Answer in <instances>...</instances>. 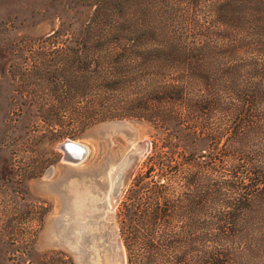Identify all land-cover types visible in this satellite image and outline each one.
<instances>
[{
    "label": "trees",
    "instance_id": "obj_1",
    "mask_svg": "<svg viewBox=\"0 0 264 264\" xmlns=\"http://www.w3.org/2000/svg\"><path fill=\"white\" fill-rule=\"evenodd\" d=\"M58 18L27 49L43 119H144L174 148L124 200L128 264H264V0H70Z\"/></svg>",
    "mask_w": 264,
    "mask_h": 264
},
{
    "label": "rangeland",
    "instance_id": "obj_2",
    "mask_svg": "<svg viewBox=\"0 0 264 264\" xmlns=\"http://www.w3.org/2000/svg\"><path fill=\"white\" fill-rule=\"evenodd\" d=\"M68 1L0 0V264H38L53 250L76 264H128L124 200L156 150L174 149L144 119H106L68 134L43 119L37 105L54 95L31 75L38 56L27 49L58 26ZM67 138L87 147L82 161L63 158Z\"/></svg>",
    "mask_w": 264,
    "mask_h": 264
},
{
    "label": "bare ground",
    "instance_id": "obj_3",
    "mask_svg": "<svg viewBox=\"0 0 264 264\" xmlns=\"http://www.w3.org/2000/svg\"><path fill=\"white\" fill-rule=\"evenodd\" d=\"M72 141L76 143V144H74L75 147L70 148V146H69L70 150H66V149L61 147V150H63V152L67 155L66 160L77 163V162L82 161L84 159V157L86 156L87 147L84 144L79 143L75 140H72ZM81 151H83V153ZM79 156H81V157L78 158Z\"/></svg>",
    "mask_w": 264,
    "mask_h": 264
},
{
    "label": "water",
    "instance_id": "obj_4",
    "mask_svg": "<svg viewBox=\"0 0 264 264\" xmlns=\"http://www.w3.org/2000/svg\"><path fill=\"white\" fill-rule=\"evenodd\" d=\"M74 144H76L75 142H73L72 140H71V138H67V139H64L63 141H61L60 143H59V148H64V149H66V150H70L69 149V146H70V148L71 147H75V145ZM82 153H83V151H81ZM66 157H67V155L63 152V158L64 159H66ZM81 156H79L78 158H80ZM119 246L118 247H116V251H118V254H119Z\"/></svg>",
    "mask_w": 264,
    "mask_h": 264
}]
</instances>
